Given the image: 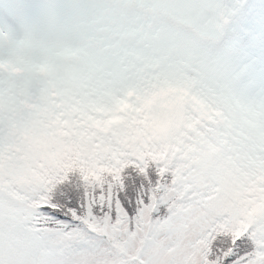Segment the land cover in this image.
I'll return each mask as SVG.
<instances>
[{"label":"snow or ice","instance_id":"1","mask_svg":"<svg viewBox=\"0 0 264 264\" xmlns=\"http://www.w3.org/2000/svg\"><path fill=\"white\" fill-rule=\"evenodd\" d=\"M0 264H264V0H9Z\"/></svg>","mask_w":264,"mask_h":264}]
</instances>
